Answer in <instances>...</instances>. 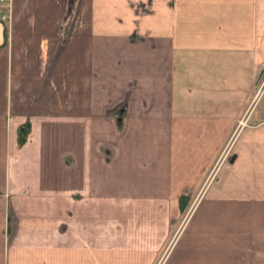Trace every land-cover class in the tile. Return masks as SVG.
<instances>
[{
    "label": "crops",
    "instance_id": "0c3cea01",
    "mask_svg": "<svg viewBox=\"0 0 264 264\" xmlns=\"http://www.w3.org/2000/svg\"><path fill=\"white\" fill-rule=\"evenodd\" d=\"M263 83L264 0H10L0 264H264Z\"/></svg>",
    "mask_w": 264,
    "mask_h": 264
},
{
    "label": "built area",
    "instance_id": "2783aa9c",
    "mask_svg": "<svg viewBox=\"0 0 264 264\" xmlns=\"http://www.w3.org/2000/svg\"><path fill=\"white\" fill-rule=\"evenodd\" d=\"M10 17V0H0V18L2 20H8ZM264 89V83L261 85L254 101L252 104L256 103V101L259 99V96L260 94L262 93ZM248 117H249V114L247 113L245 115V117H243L241 120H240V123H239V126H243L245 124H247V121H248ZM229 152H230V148L229 146L226 147V149L224 150V152L222 153V157H225L227 158V156L229 155ZM194 205L192 206L191 210L189 211V213L187 214L188 216L186 217V219L189 217V214L191 213V211H193L194 209Z\"/></svg>",
    "mask_w": 264,
    "mask_h": 264
},
{
    "label": "trees",
    "instance_id": "16d2710c",
    "mask_svg": "<svg viewBox=\"0 0 264 264\" xmlns=\"http://www.w3.org/2000/svg\"><path fill=\"white\" fill-rule=\"evenodd\" d=\"M30 129V124L27 123L26 125L22 126L20 129V143L23 144L24 142H26L28 134H29V130ZM183 206H185V202L183 201Z\"/></svg>",
    "mask_w": 264,
    "mask_h": 264
},
{
    "label": "rangeland",
    "instance_id": "374dc122",
    "mask_svg": "<svg viewBox=\"0 0 264 264\" xmlns=\"http://www.w3.org/2000/svg\"><path fill=\"white\" fill-rule=\"evenodd\" d=\"M259 104V107L260 106H262V105H264V89H263V91H262V93H261V95H260V97H259V100H258V102H257V105ZM251 112V111H250ZM249 114V113H248ZM218 165V164H217ZM217 165H216V167H217ZM209 176H211V174H209ZM207 181V180H206ZM206 181L203 183V187L202 188H204L205 187V185L207 184L206 183ZM195 203H193V205H194ZM192 207H190V209H191ZM160 262H162V261H160Z\"/></svg>",
    "mask_w": 264,
    "mask_h": 264
},
{
    "label": "water",
    "instance_id": "95a60500",
    "mask_svg": "<svg viewBox=\"0 0 264 264\" xmlns=\"http://www.w3.org/2000/svg\"><path fill=\"white\" fill-rule=\"evenodd\" d=\"M234 158H235V157L233 156L232 160H234Z\"/></svg>",
    "mask_w": 264,
    "mask_h": 264
}]
</instances>
